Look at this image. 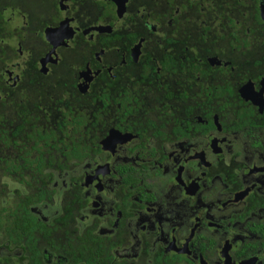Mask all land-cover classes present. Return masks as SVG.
I'll use <instances>...</instances> for the list:
<instances>
[{"label":"flooded vegetation","instance_id":"flooded-vegetation-1","mask_svg":"<svg viewBox=\"0 0 264 264\" xmlns=\"http://www.w3.org/2000/svg\"><path fill=\"white\" fill-rule=\"evenodd\" d=\"M11 4L0 163L43 162L0 179L8 262L264 264V0Z\"/></svg>","mask_w":264,"mask_h":264},{"label":"trees","instance_id":"trees-1","mask_svg":"<svg viewBox=\"0 0 264 264\" xmlns=\"http://www.w3.org/2000/svg\"><path fill=\"white\" fill-rule=\"evenodd\" d=\"M17 1L18 0H0V22H4V18L6 17L5 9H6L7 3H9V4L17 3ZM25 1L28 3V1H31V0H25ZM33 3L34 2H32L31 4H33ZM11 5H13V4H11ZM3 25L4 24H0L1 27ZM229 87L230 86L227 85V88H229ZM25 152L26 153H23V155H22L23 162H21V163H14L12 161V157H9L10 160H3L4 161L3 164L0 163V168L2 170V174L0 173V179L1 178H10V175H11L10 173H12V172L13 173H18L15 176L19 175L21 178L24 177L25 175H27V176L30 175L31 177H34L31 174L34 175L33 171L38 172V170L41 169L43 160H40V161L37 162L34 158L29 157L30 150L26 149ZM25 170H27L28 172H31V173L27 174ZM23 173H25V175ZM21 180H23V179H21ZM21 180H19V181H21ZM4 183L5 184H10L11 182H4ZM18 192L20 193L21 191H18ZM30 194H34V193L33 192H28L27 194H24V196L20 198V201L23 202V200L25 198H30L31 197ZM11 224H12L11 222L4 224L6 226V228L8 229V231H9L8 232L9 235L7 237V242H8V239H9L8 251L11 254H9L8 257L3 258V260H5L8 264H12L11 262H8V259H12L13 255H15V254H17V256H18V252H14V251L17 250V248L20 246V244H21V246L23 245L22 244V243H24L23 241H26L30 237V234H28L27 229H25L26 224L21 223V224H23V226L20 227V228H19V225H20L19 223L12 224V225ZM26 246H29V245H26ZM31 250H32V248L30 249V251ZM17 256L15 255L16 259L19 258V256H18V258H17Z\"/></svg>","mask_w":264,"mask_h":264},{"label":"rangeland","instance_id":"rangeland-1","mask_svg":"<svg viewBox=\"0 0 264 264\" xmlns=\"http://www.w3.org/2000/svg\"><path fill=\"white\" fill-rule=\"evenodd\" d=\"M5 15L6 16H9L10 18H13V16H15L16 15V13H12V12H8L7 10H6V12H5ZM18 17V16H17ZM11 21H12V19H11ZM12 23H13V21H12ZM9 254H11V253H9L8 251H6V250H4V249H0V256H6V255H9ZM13 256H15V255H13Z\"/></svg>","mask_w":264,"mask_h":264},{"label":"water","instance_id":"water-1","mask_svg":"<svg viewBox=\"0 0 264 264\" xmlns=\"http://www.w3.org/2000/svg\"><path fill=\"white\" fill-rule=\"evenodd\" d=\"M60 31H61V27L60 26L57 27V28H52L50 31H49V29H46V33H47L48 36H50L51 32H55L56 34L58 33V35H60ZM61 36L68 38L69 36H71V33L68 34V36H67V34H61Z\"/></svg>","mask_w":264,"mask_h":264},{"label":"bare ground","instance_id":"bare-ground-1","mask_svg":"<svg viewBox=\"0 0 264 264\" xmlns=\"http://www.w3.org/2000/svg\"><path fill=\"white\" fill-rule=\"evenodd\" d=\"M166 13V12H165ZM228 22V21H227ZM228 179V178H227Z\"/></svg>","mask_w":264,"mask_h":264}]
</instances>
